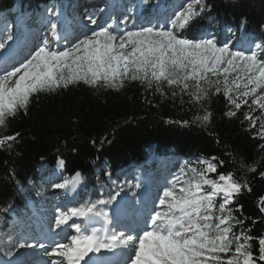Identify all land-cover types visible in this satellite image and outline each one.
I'll use <instances>...</instances> for the list:
<instances>
[{
  "label": "snow or ice",
  "instance_id": "obj_1",
  "mask_svg": "<svg viewBox=\"0 0 264 264\" xmlns=\"http://www.w3.org/2000/svg\"><path fill=\"white\" fill-rule=\"evenodd\" d=\"M207 10L205 0H186L165 21L134 30L127 28L128 17L120 21L121 28L115 23L100 24L90 15L88 20L95 27L72 40L62 37L60 25L52 21L48 36L34 51L18 62L6 60L0 68V149H13L20 133L5 134L10 121L26 115L36 95L79 83L119 90L132 81L146 92L162 97L170 92L172 99L179 97L181 104L197 108L191 123L203 127L212 119L205 102L222 94L230 106L224 115L234 117L247 106L248 130H255L253 139L264 141V51H260L264 45L255 43L246 52L233 50L230 42L218 44L215 36L185 37L183 31ZM48 11L58 15L51 8ZM12 39L7 35L0 49ZM258 150L264 151V143ZM223 164L213 156L182 165L179 174L161 186L152 207L134 228L121 227L110 214L109 207L121 192L107 196L101 192L98 199L58 210L54 230H59L55 235L63 234L61 239L17 240L4 255L12 258L17 249L38 248L48 257L46 264H90L91 255L119 249L123 264H264V232L253 235L250 227H244L246 218L235 215L242 211L239 195L251 188L234 172H219ZM240 167L250 173L258 170L255 163L241 162ZM105 175L111 177L109 172ZM259 176L264 178V171ZM81 181L77 172L71 181L53 187L75 190ZM12 207L9 204L0 212ZM258 209L264 214V195L258 198ZM66 228L71 231L65 232Z\"/></svg>",
  "mask_w": 264,
  "mask_h": 264
},
{
  "label": "trees",
  "instance_id": "obj_2",
  "mask_svg": "<svg viewBox=\"0 0 264 264\" xmlns=\"http://www.w3.org/2000/svg\"><path fill=\"white\" fill-rule=\"evenodd\" d=\"M71 1L0 0V24L19 20L24 11L36 17L51 2L69 14ZM205 3L208 10L183 31L185 37L197 39L208 32L216 34L217 42L222 43L226 30H230L234 35L252 36L264 45V0ZM205 106L212 113L207 127L191 123L197 108L181 104L179 97L172 99L170 92L164 97L146 92L136 81L126 82L119 90L79 83L40 93L32 98L28 113L12 119L5 133L18 132L20 136L11 151L0 149V208L11 204L16 218L22 221L30 220V212L45 208L39 191L47 190L43 179L59 160L64 161V176L81 173L83 188L77 199L95 200L101 192L104 196L116 192L122 181L119 174L125 170L135 168L150 176L156 169L155 162L148 163L147 168L144 165L150 156L159 161V170L177 167L178 160L186 164L215 156L224 162L219 172H234L238 180L249 184L251 191L245 190L237 199L242 211L235 215L246 218L244 227L258 236L264 232V214L258 209V198L264 195V178L259 176L264 171V151L258 150V145L264 141L253 139L255 130H248L244 120L247 106H242L236 116L227 117L224 113L230 106L222 94L210 97ZM241 162L255 163L257 172L241 168ZM106 172L111 173L110 178ZM6 214L0 212V226L12 222L13 217ZM253 219L257 220L255 225Z\"/></svg>",
  "mask_w": 264,
  "mask_h": 264
},
{
  "label": "rangeland",
  "instance_id": "obj_3",
  "mask_svg": "<svg viewBox=\"0 0 264 264\" xmlns=\"http://www.w3.org/2000/svg\"><path fill=\"white\" fill-rule=\"evenodd\" d=\"M184 2H186V0H72L70 14H59V17L55 18V22L60 25L61 36H67L69 40H72L74 37H78L85 33L88 29L95 27L91 25L88 20V16L90 15L97 19L100 24L115 23L121 28H123L124 25L120 24V21L124 20L125 17H128L127 28L128 30H134V28L141 26H149L150 23L165 21L174 13V11L178 10ZM51 6L52 5L50 3L49 7ZM48 9L49 8H45L44 13H39L36 17H30L31 14L24 11V13L19 16V20H15L12 23V26L10 22H5L0 25V42H2L7 35H12L13 37V39L8 41L5 45V49H0V54H4V56L3 54L0 55V57L3 56L0 58V68L6 66V60L12 62L20 61L30 54L31 51H34L35 47L39 46V44L43 42L44 38L48 36L49 27L46 29L38 28L42 24L43 20L46 19L47 22L50 20V17L48 16ZM103 9L108 11L103 16L101 14L98 15V13L102 12ZM56 10L58 14L59 10ZM85 14L86 16L84 17ZM58 20L60 22H58ZM225 34L226 40L218 44L230 42V47L233 50L247 52L255 43H259L252 36L243 33L234 35L232 31L226 30ZM215 35L216 34L212 35L208 32H204L201 33L197 39ZM59 46L61 48L64 46L63 39H61ZM260 51H262V49ZM148 162H155L156 172L152 173L153 181L151 180V182L152 186L154 183V187L150 189L148 188L151 196L144 204L143 210L141 212L138 211L139 213L137 211L133 213L132 210L125 207L124 204L119 205L116 209L114 208V213L118 215L121 214L124 209L127 210L129 216L132 218L128 223L126 221V225L129 229L134 228L142 220L143 214H145L146 211L152 207L153 200L162 190L161 186L166 184L168 180H171L174 175H178L181 166L185 165L184 160H178V164H176L178 165L177 167L171 170L166 169V167H162L163 169L157 172V167L158 169L161 168L158 166L159 163H157L159 161L155 157L151 156ZM167 167L170 166L167 165ZM59 170L60 168H56V170L46 173V177L43 179L47 188L46 191H48L46 194L42 193L44 194V197L47 198V204L49 205L46 211L36 213L30 217V220L27 221L17 219L12 210L7 212L6 215L8 217L14 218L7 227L5 225L0 226V260H3V263L6 262V259H10L13 264H16V262H19V264H37L41 258L46 257L43 255V250L41 249H17L16 255L12 258H8L4 255V253L11 250L17 240L21 242L27 240L31 243L34 239L42 241L45 236L54 237L57 240L61 239L63 234L55 235V232H59V230H54L55 217L58 214V210L61 212L67 211L69 208L79 206L81 203L87 201L76 199V192L82 187L80 186L81 183L75 190L71 187L67 190L56 189L53 187V184L63 183L66 180L71 181L72 179L66 178L63 175L59 177L60 173H56ZM119 175L123 179V182L120 183L118 188L121 194L117 199L121 204L126 201L129 195H131L132 198H137L140 195L141 188H136L137 183L146 187V182H148L141 176L140 171L135 168L125 170ZM121 189L123 190L121 191ZM41 192H43V190L39 191V193ZM70 196H72L71 199H68ZM112 206H110V208L113 210ZM31 213L32 212H30V214ZM137 213L139 215H137ZM123 225L125 226V223L122 224L121 227ZM70 231V229H65V232ZM99 257L101 260L107 258L106 256Z\"/></svg>",
  "mask_w": 264,
  "mask_h": 264
},
{
  "label": "bare ground",
  "instance_id": "obj_4",
  "mask_svg": "<svg viewBox=\"0 0 264 264\" xmlns=\"http://www.w3.org/2000/svg\"><path fill=\"white\" fill-rule=\"evenodd\" d=\"M104 11H105V9H103L102 12H100L99 14H101L103 16L108 10H106L105 12ZM58 22H60V21L58 20ZM1 54H3V53H1ZM3 56H4V54H3ZM2 57H0V58H2ZM56 168L57 169L61 168V165L58 164V166ZM80 186H82V182H81ZM76 188H78V186ZM71 197L72 196H70L68 199H71ZM116 202L112 206L113 210L109 207L110 214H112L119 221L120 226L122 224H124V223H125V226H127L126 225V221L129 220L128 212H127L126 209H124L123 212L121 214H119V215L114 213V208L116 209L119 206V203H120V202L119 203H116ZM124 206L126 207V205H124ZM122 227H124V225ZM112 253L113 252H102L101 254H96V255H93V256L98 258V261H99L98 264H123V261H124L125 257L119 253V254H116L115 257H113V259H111V257L113 256ZM98 255L99 256H106L107 258L104 259V260H101ZM47 260H48V257L41 258V260H39L37 262V264H46ZM0 264H13V262L10 259H6L5 263H3V260H0Z\"/></svg>",
  "mask_w": 264,
  "mask_h": 264
}]
</instances>
